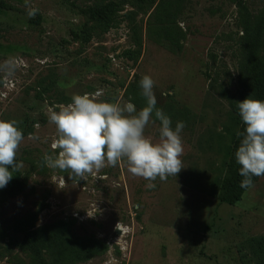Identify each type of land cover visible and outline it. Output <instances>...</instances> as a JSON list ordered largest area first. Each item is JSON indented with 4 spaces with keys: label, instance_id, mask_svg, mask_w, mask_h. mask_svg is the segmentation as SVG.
I'll use <instances>...</instances> for the list:
<instances>
[{
    "label": "rangeland",
    "instance_id": "1",
    "mask_svg": "<svg viewBox=\"0 0 264 264\" xmlns=\"http://www.w3.org/2000/svg\"><path fill=\"white\" fill-rule=\"evenodd\" d=\"M259 69L264 0H0V119L24 135L0 190V264H264V176L220 199ZM145 75L185 123L177 177L149 188L126 159L79 182L47 166L52 112L86 93L139 111Z\"/></svg>",
    "mask_w": 264,
    "mask_h": 264
},
{
    "label": "clouds",
    "instance_id": "2",
    "mask_svg": "<svg viewBox=\"0 0 264 264\" xmlns=\"http://www.w3.org/2000/svg\"><path fill=\"white\" fill-rule=\"evenodd\" d=\"M35 9L28 15L34 17ZM140 86L146 106L137 110L132 102L121 105L101 101L89 94L76 95L72 102L50 115L56 126L58 139L52 145L56 155H45L48 167L69 171V179L84 180L86 174L99 170L106 164L113 167L126 159L129 172L142 177L154 188L157 178L176 176L183 169V121L172 126L171 118L157 108L155 81L145 75ZM99 93H97V96ZM237 107L244 132L235 152L243 177L240 187H254L253 178L264 176V100L247 97ZM160 122L159 140L154 142L145 130L154 119ZM24 139L16 120L0 119V190L12 180V173L22 165L16 161L17 152Z\"/></svg>",
    "mask_w": 264,
    "mask_h": 264
},
{
    "label": "trees",
    "instance_id": "3",
    "mask_svg": "<svg viewBox=\"0 0 264 264\" xmlns=\"http://www.w3.org/2000/svg\"><path fill=\"white\" fill-rule=\"evenodd\" d=\"M256 81L257 82L255 87L254 99L264 100V72L261 69H259ZM244 130H245V125L243 124L240 133L244 132ZM240 140H241V136L239 134L231 155V160L228 169V176L221 189V196H220L221 201L230 206H234L239 202H241L245 192L248 190L240 187V183L243 177L239 175V169L241 166L236 162L235 159V152L238 149ZM256 178L257 177L253 178V183L256 181ZM8 187L10 189L15 188L16 187L15 182L10 181L8 183ZM27 243L28 245H33V240L31 239L30 236H28L27 238Z\"/></svg>",
    "mask_w": 264,
    "mask_h": 264
}]
</instances>
